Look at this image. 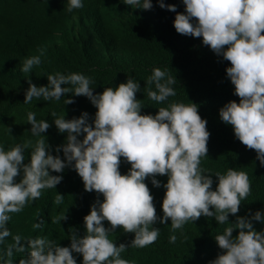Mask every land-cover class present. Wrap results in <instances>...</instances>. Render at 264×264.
I'll return each instance as SVG.
<instances>
[{"label": "clouds", "instance_id": "clouds-1", "mask_svg": "<svg viewBox=\"0 0 264 264\" xmlns=\"http://www.w3.org/2000/svg\"><path fill=\"white\" fill-rule=\"evenodd\" d=\"M158 8L222 64L218 84L175 47L122 80L88 61L58 69L27 54L79 31L86 44L107 42L119 15L139 24ZM18 71L29 74L25 104L64 109L51 116L65 142L53 155L51 125L29 112L34 147L0 146V264H264V0H0V78ZM227 145L251 153L244 167L218 171ZM65 168L103 200L76 217L14 215L45 191L60 204Z\"/></svg>", "mask_w": 264, "mask_h": 264}, {"label": "trees", "instance_id": "trees-1", "mask_svg": "<svg viewBox=\"0 0 264 264\" xmlns=\"http://www.w3.org/2000/svg\"><path fill=\"white\" fill-rule=\"evenodd\" d=\"M164 2L173 4L174 0H164ZM175 15V12L166 8H158L139 24H135L125 15H119L115 20L114 28L103 30V36L107 42L96 41L86 44L80 38L79 31L73 37H65L61 42H56L49 49L43 50V55H41V50L36 49H29L27 54L33 52L35 55H40L41 60L45 63H57L58 69H65L72 61H88L95 64L108 78L114 77L122 80L124 74L136 76L135 71L140 70L141 66L148 65L153 56H158L163 62H166L168 53L172 52V48L175 47L176 50L187 52L193 57L194 72L197 76L208 83L218 84L223 71L222 64L212 53L195 45L193 40L182 38L176 34L173 24ZM174 53L177 52L174 50ZM184 59L182 53L176 55V61L180 65L185 66ZM19 72H17V81L12 80L9 76L0 78V146L8 150L16 144H23L30 140L34 147L36 141L41 137L34 136L30 131L31 126L27 123L28 113L33 112L37 121L47 120L51 125L43 135L55 155V147L65 141L63 137L58 138V130L51 113L55 112L57 117H62L65 115V111L59 105L45 101L34 100L25 104L21 99V90L26 85L29 74L19 75ZM40 74V70L34 71L32 77L37 79ZM222 94L223 92L219 96ZM31 151L32 148L25 150V160L30 157ZM253 154L256 155V152ZM60 155L63 158L62 151ZM250 157L251 153L242 150L241 147L224 146L220 152L218 171H225L229 167L240 165V167H244L247 163L246 160ZM258 162L255 160L256 166L260 170H264V167H261ZM67 169L70 168H65V170ZM120 171L122 174H126L121 166ZM56 174L62 175V180L67 177L63 201L60 204L55 203L56 191H45L40 198L30 200L20 212L14 213V215L43 214L51 210L76 217L84 212L89 201L93 203L98 198L103 200L102 194H97L95 191L91 193L86 191L87 194L82 193L83 181L74 169L71 168L68 172ZM16 180L18 182L19 179L16 177ZM252 185L256 187L257 182ZM254 191L256 188L252 190V192ZM255 195L256 193L253 194V196Z\"/></svg>", "mask_w": 264, "mask_h": 264}]
</instances>
